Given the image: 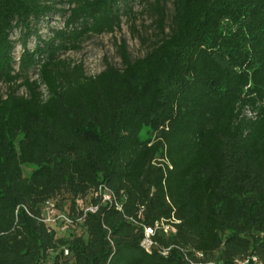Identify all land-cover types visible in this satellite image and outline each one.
Listing matches in <instances>:
<instances>
[{
    "label": "trees",
    "instance_id": "trees-1",
    "mask_svg": "<svg viewBox=\"0 0 264 264\" xmlns=\"http://www.w3.org/2000/svg\"><path fill=\"white\" fill-rule=\"evenodd\" d=\"M133 5L159 35L143 56L122 44L95 75L60 59ZM0 83V264L264 262V0H0ZM46 201L71 219L63 236ZM160 220L166 256L140 246Z\"/></svg>",
    "mask_w": 264,
    "mask_h": 264
},
{
    "label": "rangeland",
    "instance_id": "rangeland-1",
    "mask_svg": "<svg viewBox=\"0 0 264 264\" xmlns=\"http://www.w3.org/2000/svg\"><path fill=\"white\" fill-rule=\"evenodd\" d=\"M133 12L136 17L122 18L120 28L112 34H103L100 36H91L83 40L77 49L69 50L62 53L60 59L69 63L71 66L81 65L86 75H95L103 70L105 64H110L115 67H120V46L124 44L126 53L132 58H138L144 55L146 50L151 46L152 42L158 38L157 27L153 22L154 19L149 13H142L139 5H133ZM168 13L171 11V6L167 7ZM169 15V14H168ZM61 19L55 18L49 20L48 26H61ZM166 26L168 19L166 20ZM226 26L228 24L226 23ZM165 27V32H167ZM47 29L41 27L39 34L44 37ZM17 37V33H13V38ZM34 44L33 38L28 41V47L31 48ZM21 49L17 45L14 50L15 57L18 56ZM31 80L36 79L34 74H30ZM6 86L0 83V94H5ZM44 93L43 86L40 87ZM18 93H23V89H19Z\"/></svg>",
    "mask_w": 264,
    "mask_h": 264
},
{
    "label": "built area",
    "instance_id": "built-area-1",
    "mask_svg": "<svg viewBox=\"0 0 264 264\" xmlns=\"http://www.w3.org/2000/svg\"><path fill=\"white\" fill-rule=\"evenodd\" d=\"M94 198H99L101 204L115 205V207L120 210V206L115 203L114 194L109 191L104 186H99L93 193ZM77 209L82 210L84 213L89 211H95V207L87 206L83 207V201H76ZM42 222L48 227V230H54L56 235L63 236L69 231L71 226V219L65 213L57 210L52 201H46L42 208ZM174 233V228L165 220H160L154 223L153 226H143V238L141 240L140 246L144 249L147 254H151L156 250L160 255L166 256L168 250L160 249L156 236L162 234L167 236L168 233ZM63 256H69L67 248L62 247L59 249ZM183 259L186 264H217L215 261L207 260L204 258L203 254L197 251L191 254H184ZM233 264H264V262L254 255H247L241 259H237Z\"/></svg>",
    "mask_w": 264,
    "mask_h": 264
}]
</instances>
